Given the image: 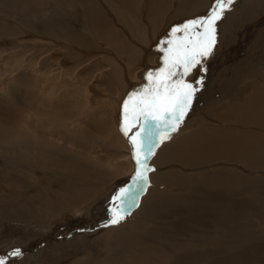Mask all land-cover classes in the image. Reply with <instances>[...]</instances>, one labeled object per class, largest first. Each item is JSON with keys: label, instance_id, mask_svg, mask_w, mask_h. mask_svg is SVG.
<instances>
[{"label": "bare ground", "instance_id": "1", "mask_svg": "<svg viewBox=\"0 0 264 264\" xmlns=\"http://www.w3.org/2000/svg\"><path fill=\"white\" fill-rule=\"evenodd\" d=\"M70 1L79 6L77 19L91 28L93 43L84 39L88 35L72 33L76 31L69 23L64 26L62 35L56 31L45 33L44 27L29 23L20 24L23 25L21 36L14 32V39L19 35V40L0 47V208L13 215L12 221H0V255L14 249H31L19 256H9L3 264H204L213 254L208 249L210 244L217 249H228V244L239 240L238 243L264 238V219L263 231L255 236L251 233L253 230L239 224L241 218L245 219L242 213L248 211H242L231 198L240 193L260 197V191L264 190V172L261 171L264 170V83L259 78V73H264V41H259L260 33H264V0H241L244 6L237 9V4L233 3L235 11L225 12L234 21L233 29L228 27L227 32L248 33L251 47L239 61L236 58L226 63L232 69L226 70L224 65L211 73L210 81L214 84L208 83L212 86L209 91L217 88L208 98L220 103L211 106L213 116L205 112L209 102L198 105L197 110L190 113L192 121L184 118L183 122L189 123L182 122L179 131L154 150L147 161L154 167L153 172L147 173L151 186L138 204H133L135 209L128 213L130 220L108 226L98 238L78 233L81 235H66L56 240L55 233L59 230L55 228L61 221L68 220L70 213L82 214L90 202L92 205L84 210L93 216L95 211L91 209L99 204V198L106 199L122 185V179L127 176L129 179L134 172L130 155L123 150L126 145L120 126L116 129L117 116L122 110L116 109L115 115L110 113L116 120L113 126L111 122L99 121L96 115L104 109L91 112L89 100L94 95L118 99L122 92L127 98L141 91L146 82L149 86L154 80V77L148 80L149 70L155 64L158 66L157 60H164V52L160 50L173 39L172 28L187 21L188 16L195 19L192 11L198 17L204 16L202 9L212 3L210 0H145V9L149 6L150 12L144 11L143 16L149 15L151 19L146 20L145 28L140 25L131 28L135 46L128 47L129 56L124 63L121 56L117 61L113 47L102 44L116 42V48L122 49L117 45L119 33L115 27L118 23L112 10H118L117 3L129 7L136 0ZM96 1L103 4V9ZM26 2L28 0H0V8L4 9L2 12L14 13L21 11L18 8ZM47 12L43 10L44 14ZM180 12L185 15L181 20L176 19ZM32 16L36 20L35 15ZM220 26L217 28L221 33L226 25ZM24 34L34 36L27 39ZM10 35V31L4 32L0 39ZM98 37L103 41L96 40ZM154 37L156 40L152 41ZM219 38L218 33L216 39ZM77 39L83 42L77 44ZM235 44H238L237 38ZM146 48L152 57L138 54ZM10 60L15 61V68L9 65ZM87 63L93 64L81 71ZM125 64L127 67L119 74L117 70ZM211 66L209 63L207 68ZM197 68L196 80L208 71L206 67L205 71ZM94 74L97 79L103 78L100 81L107 83L106 89L98 87V80L92 82ZM241 83L246 86L238 89ZM87 111L91 114L84 121L86 129L75 132L72 127L77 124L73 121L81 120ZM93 140L104 142L103 148L94 145ZM110 148L117 149L118 153L110 155ZM171 163L179 165L180 169H174L173 164V169H169ZM224 163L231 166L223 167ZM237 164L243 165L242 168ZM192 167L206 170L191 173L188 169ZM5 189L7 193L2 195ZM103 191L105 195H101ZM198 206L219 208L213 211L221 213L224 222L218 226L219 235L215 238L201 230L193 231L192 226L198 223L190 221L181 231L176 229L177 223L172 222V212L193 213L192 208ZM174 207L187 208L173 211ZM18 208L21 212L16 210ZM85 228L76 230L84 232ZM48 238L53 240L48 241ZM193 249L199 250L198 253L192 254Z\"/></svg>", "mask_w": 264, "mask_h": 264}, {"label": "rangeland", "instance_id": "2", "mask_svg": "<svg viewBox=\"0 0 264 264\" xmlns=\"http://www.w3.org/2000/svg\"><path fill=\"white\" fill-rule=\"evenodd\" d=\"M144 1L145 0H136L134 2V4L131 5V6H129V7H127L125 4L122 5L120 3H117L118 4V10H112L113 11V16H114V18L116 19V21L118 23V26L117 27H115L113 25L116 28V31L119 33V36H118L119 41H118L117 45L120 44L122 46V49L121 50H118L116 48L117 47L116 44H115L116 42L114 43V42H111L110 41L109 44H106L105 43V44H102V45H109V46L113 47L114 53L117 54V56H118V57H116L117 58V61H118L119 56H121L122 60L125 63V60L128 59L127 57L129 56V54H128V47L130 45L131 46H135L134 45L135 44V37L132 34L131 28H134L137 25H140L141 28H145L147 26L146 25V20H150L151 19V17L149 15L143 16V12L144 11H147L148 10L150 12V7L149 6H147L146 9H145V6L146 5L144 4ZM204 2H205V0H204ZM210 2H212V3H209L210 5H208V7L206 9H205V7H204V9H202V11L204 12V16L211 10V8H212L215 0H210ZM97 3H99L101 6H99V5L98 6L101 9H103L102 8L103 7L102 6L103 4L100 3V2H97ZM233 3H236L237 4V9L238 8H241L242 6H244V4L242 3L241 0L240 1L239 0H234ZM173 4H174V2H173ZM230 6L225 10V12L227 11L226 13H229V11H231V14H232V10L235 11V8L233 7L234 4H232ZM18 9H21V11H18V12L15 11L14 13H9V12H6V11L5 12H2V11H4V9L3 8H0V31H1L0 35L4 34V32H7V31H10L12 33V35H10L9 38L6 37V36H2V38L0 39V41H2V42H0V47H2V45L4 46V45H9V44H14V40H16V41L19 40L20 39L19 35L21 36L22 26L23 25L25 26V24H29V23L32 24V25H34V26H36V27H40V28L44 27L45 33H50V32L55 33V31H56V32H61V33H59L60 35H62L64 26L66 25V23H69L70 26H71V29H75V31H76V32H72V33L78 34V35H80L82 37L84 35H88L89 37H84V39L87 40V41H89V42H91V43H93V41L91 39L92 36L90 35V33H93L92 30H91V28L89 29L87 26L82 25L79 22V20L77 19L78 16H77L76 13H77V11L79 9V6L77 5V3H73L70 0H34V1L28 0V2H26L24 6H20ZM44 9H47L48 10V12L45 13V14L43 13V10ZM184 10H185V5H184ZM192 12L195 13V16L197 18L198 16L196 15V12H194V11H192ZM225 12H224L222 18L217 22V27L219 25V28L221 27L220 24L221 25L222 24L223 25H226L223 28L224 31L221 32V33H223V35L220 33V30L221 29L217 28V34L218 33L220 34V38L217 39L216 47H214V52L213 53H215V54L213 56V53H212L210 56H208L206 58V62L203 65L204 69H205V67H206V69H208L207 66L209 65V63L212 66H211L210 69H208V71L202 77L203 83L202 84L195 85L196 87L198 86L197 87L198 88V91L196 92V94H195V96H194V98L192 100V105H191L192 107L189 109L188 114L185 116V118L188 117V121L189 122L192 121V118L190 117L191 116L190 113L192 112V114H193L195 112V110H197L198 105H200V104L203 103V106H204L206 103L209 102L208 103V109L205 110V112H208L209 115L210 114L212 115V113H211L212 107L211 106H219L220 105L219 100L213 99V100L210 101V99L208 98V97H210V96H208V94L210 95V93H212L217 88V87L216 88H213L211 91H209V89L212 88V86H210V84H208V83H213L212 81H210L211 73L216 70V67H217V71H219L221 67L224 68V65L226 66V70L227 69L228 70L229 69H232V68H229V64L226 65V63H229L230 60H233V59L235 60L236 58L238 59L240 56L243 57L245 55V53H247L248 48L251 47V45L249 44L250 37H248V35H247L248 33H243L242 32V33L233 35V33H232L233 31L227 32L228 31L227 30L228 27L230 28V30L233 27V22L234 21L231 18L229 19V17L226 15ZM42 14H44V15L41 16ZM32 15H35L36 20H33L31 18ZM188 15H190V13H188ZM183 16H185V15L180 12L179 17L176 18V19H180L181 20V18ZM39 18H40V20H39ZM185 19H187V20L189 19L190 20V19H192V17L191 16H188ZM20 24H23V25H20ZM163 26H164V24L162 25V27ZM243 26H245V25H243ZM51 27H52L53 30H51ZM55 27H58V28L55 29ZM9 28H13V30H11ZM236 28H237V26H236ZM14 32L16 34H19L20 33L17 36V38L15 37V39H14V36H16V35H14ZM24 35H23L24 38H27V39H30L32 36H34V34H32V35H30V34L29 35L28 34H24ZM231 35L236 36L238 44H235L234 45V40L236 38L234 39L233 36L231 37ZM156 37H157V35H156ZM156 37L152 38L151 40L152 41H155L156 40ZM260 37L261 38H259V39H261V40H259V41H264V33L263 32L260 33ZM226 38H227V40H226ZM11 40H13V42H11ZM96 40H98L100 42L103 41L99 37L96 38ZM115 40L117 41V39H115ZM80 42H83V41L80 40V39H77V42L76 43L79 44ZM230 45H234V46L232 47ZM262 47H264V45ZM147 48L145 49V51L139 50L140 52L138 54H140V55H151L152 53ZM164 49H161L160 51L161 52H164ZM7 52H9V51H7ZM156 54L159 55V53H157V52H156ZM163 56H164V54H163ZM163 56H162V58H164ZM151 57H152V55H151ZM151 57H149V58H151ZM11 61L12 60L9 61L10 63L8 61L7 62L9 63V65H12L11 67L15 68V66H16L15 61H14V63H13V61L12 62ZM237 61H239V59ZM207 62H208V64H207ZM156 63L158 65L157 67H159V68H157L156 67V64H155V67L153 69L149 70L150 71L149 73H152L151 71H153L155 68H157L156 69V72H157L158 69L163 68L165 66L164 65V60H157ZM92 64L93 63H87L84 68H81L82 69L81 71L87 70V68L90 67ZM162 65H163V67H162ZM120 67H121V65H120ZM125 67H127L126 64L123 67L119 68V70H117V71H119V74H120V70H123L124 71ZM196 71L197 70L194 69L189 74L190 76L188 75V77H187L188 81H191V82L196 81L195 78L198 77ZM228 72L229 71H227V73ZM259 75L262 76V77L259 76V78H260L261 82L264 83V78H263L264 77V73L262 74L260 72ZM88 77H89L88 81L90 83L91 82V75H89ZM153 77H154V75H153ZM93 79L94 80L92 82H94V83H96L97 80H98V82L100 83L98 85L99 88H105V89L107 88L106 87V84L107 83L102 82L103 81V78L102 77L99 78V79H97L96 74H94V78ZM199 79H201V78H199ZM211 79H212V77H211ZM100 80H102V81H100ZM197 80H198V78H197ZM242 80H244V78H242ZM239 81H241V79H239ZM153 82H154V80L150 82V85L149 86L147 84L148 82H146L145 87H148V88L150 87L151 88L153 86ZM243 82L244 81H242V83ZM242 83L240 84V86L238 85V87H239L238 89L245 88L246 85L243 84V86H242ZM133 84L136 85V86L139 85L137 83H133ZM134 85H132V84L130 85L129 84L128 86H130L132 88L134 87L135 89H137ZM201 85H203V86H201ZM208 86H210V87H208ZM235 89H237V88H235ZM252 91L253 90H251V92ZM248 93H249V91H247L242 96V98H241L242 101L244 100V97L246 95H248ZM119 95L120 96H119L118 99L111 98L110 96H106V97L99 96V97H97L96 95H94L93 96L94 100H92L93 99L92 98L88 102L89 105H90L89 110H91V112H93V111H97L99 109H104V112L99 113V114L96 115L98 117L99 121L102 122L104 120V121H106L108 123L111 122L110 124H112L113 126H115L114 124H115L116 120L114 121L115 117L112 116V115H115L116 109H119L118 111H121L122 110V102L126 98L123 95V92H122V94H119ZM95 99H96V102H95ZM221 100H223V99H221ZM83 101L86 102L84 99H83ZM91 102H95V103L94 104H91ZM111 112H112V115H110ZM89 114H91V113L89 111H87L86 114L84 115V117L81 120H79V121L74 120L73 121L74 124L75 123L77 124V125H73V127H72L75 132H77V131L79 132V130H81V129H86L87 125L85 123L86 122L85 119H86V117ZM117 118H118V127L116 125V129L119 128V126H120V124L122 122V112H119V116H117ZM188 121L187 122H183V123H185V125H186L187 123H189ZM247 128H253V126H248ZM178 129H180V127ZM178 129H177V131L171 132L169 134H172V135L175 134L176 132L179 131ZM135 130L136 129H134L133 131H135ZM261 130H263V129H261ZM120 132H121V130H120ZM263 133H264V131H263ZM131 134L132 133H129V135H131ZM121 135L124 138L125 145H126V147L123 150L126 151V152H128L129 155H130V162L133 165V170H132V172H133V171H135V161L132 159V155H131V151H130V144H129L128 138L125 137L122 132H121ZM172 135H170V136H172ZM92 143L94 145H97L100 149H102L103 146H104V144H103L104 142L100 143V142H98L96 140H93ZM110 149H111L110 150L111 151L110 152V155H113L114 154L113 156H115L118 153V150L117 149H115V150H113L112 148H110ZM5 160H7V156L4 157V161ZM172 164L174 166H172ZM148 165L152 169H154V167H152V164H148ZM171 166L174 169H176V170H179L180 169L179 165H175L174 163H171V165L169 166V169H173ZM229 166H231L229 163H224V165H223V167H229ZM232 166H234V165H232ZM236 166H239V165L237 164ZM242 166L243 165H241L239 167L242 168ZM202 169L203 170H206L205 168H196V169L194 168L193 169V167H192V168L188 169V171L191 172V173H195V172H198L200 170L203 171ZM244 169H246V168H244ZM250 171L253 172V170H251V169H250ZM261 171L264 172V170H261ZM150 172H153V171H150ZM133 173L129 176V179L132 177ZM127 179H128V176H127V178L125 177L124 179H122L121 180V182H122L121 184L122 185L121 186H118L117 188H115L116 191L114 190L112 193L118 192L119 189L122 188V187H129V186H131L132 185V182L131 181L128 182L129 179L128 180ZM125 182H127V183H125ZM149 186H151V184H150V179L148 177V184L144 188L142 194L139 193L138 199L136 200V202L133 203L132 201H129V202H127L124 205V208L126 209V211L128 213L129 212L131 213L132 210L135 209V208H133V204L134 205L135 204H138V201L141 199V196H143L146 193L145 191L148 189ZM6 193H7V190L6 189L2 191V195H6ZM112 193H110L109 196L106 199H103L104 197L99 198V200H100L99 204H95V206H93L92 209H91V210H94L95 211V213L93 214V216H90V215L86 214V211L87 210H84L89 205H92V204H90V202H89V204H87L84 207V209L82 211L83 212L82 214H79V213H70L69 214V217H68V220L65 219V221H61L60 225H58L55 228V229H57V231L59 230V233H57V232L55 233L57 235L56 240L61 239V238L65 237L66 235H69V237H70V236H72L74 234L77 235V236H79L81 234H85L87 236L88 235H91L90 238H94V237L95 238H98V236H101L102 233L104 232V231L102 232V230H104L105 228H107L108 226L111 225V224H107V221L110 218L109 209L112 207V202H111V198L113 196ZM103 194H104V191L102 192L101 195H103ZM259 195H260V197H254V198H252V197H249V196H245L244 193H240V195L231 197L232 200H234L238 204V206L241 207L242 211H248V212L242 213V215L245 217V219L243 220L241 218L240 221H239V224L241 225L243 223L244 225L243 224L242 225H243V227L245 226L244 228H249V229H251V231L253 230L251 233H253L255 236H256V234H260L263 231L262 230L263 229L262 228V219H264V210H263L264 209V196H263L264 195V190H261ZM97 198H98L97 195H95V197H94L95 200L94 201H96ZM109 199H110V201L107 202ZM5 207H7V206L5 205L4 208ZM11 207H12L11 209L14 210V204H12ZM186 208L187 207H185V208L184 207H174V208H171V209L173 211L174 210L181 211V210L186 209ZM171 209L169 208V210H171ZM189 209L191 210V208H189ZM214 209H219V208H215V207H212V206L211 207L198 206L196 208H192V210H194L193 213L172 212V222L177 223L176 224L177 225L176 229L181 230V231L184 230L185 226L188 223H190V221H192L193 223L194 222L195 223H198L199 225H195V226L193 225L192 226L194 228L193 231H195L197 233V232H199L201 230L203 232H206V234L208 236L210 235V237L215 238L214 236H218L219 235V233L217 231V228H218V226H220V224L222 222H224L223 221L224 218L222 217V214L221 213H218V212L213 211ZM16 210H19L21 212V209L20 208H18ZM211 211L214 214L211 213ZM10 214L11 213L10 212H7L6 209L4 210L2 208V210H1V208H0V216L2 217V219L0 217V221L1 220L4 221V219L5 220H11L12 221L13 215L12 214L10 215ZM16 214L19 215V213H16ZM190 214H192V215L190 216ZM86 216H88V220H86ZM107 216H109V217H107ZM129 216L130 215H128V214L125 215V217H124V219L122 221H124L126 219L130 220V217ZM199 218H200V220H199ZM205 220L207 222H205ZM185 221H186V223L182 225V223H184ZM241 221H243V222H241ZM201 224H203V226ZM87 225H93L95 227L90 226V228H89V226H87ZM105 225H107V226H105ZM85 226H87V227L85 228ZM250 226H252V227H250ZM198 227H199V229H198ZM240 227H242V226H240ZM83 228H85V231L84 232H82V231L77 232V230H76V229H81L82 230ZM87 228H89V230ZM78 233H81V234H78ZM182 237H183V235L181 236V233H180L179 239H181ZM51 240H53V239L52 238L51 239L48 238V241H51ZM239 241H236V242H234L232 244L231 243L228 244V247H227L228 249H225V248H222V247L220 249H217L214 246V244H210V247L208 249L211 250V253H213V254H212V256H210L209 260H206V262H204V264L205 263L206 264L207 263L208 264H264V238H262V239L261 238L254 239V241L253 240L252 241L246 240V241H243V242L238 243ZM247 241L250 242L249 245L246 243ZM260 248H261V250H259ZM194 249H196V248H194ZM194 249L192 250V251H194V252H192V254L198 253L199 250H194ZM232 250H234L235 252L232 251ZM14 251H15V249L14 250H11V251H8L7 253L6 252L3 253V255H0V260H3L4 261L6 259L5 261H7L9 259V256L10 257H12V256L14 257V255L11 254ZM26 251H29L30 252L31 249L30 248L21 249V251H20L21 254L20 255H22V253L24 254ZM192 254H190V255H192ZM258 254H259L260 257L258 256ZM198 256H199V254H198ZM77 258H79V256ZM222 260H224V261H222Z\"/></svg>", "mask_w": 264, "mask_h": 264}, {"label": "snow or ice", "instance_id": "3", "mask_svg": "<svg viewBox=\"0 0 264 264\" xmlns=\"http://www.w3.org/2000/svg\"><path fill=\"white\" fill-rule=\"evenodd\" d=\"M233 2L215 0L205 16L174 26L170 33L173 39L167 41L164 49L165 66L155 74L149 73V80H153L154 75L153 86L129 95L122 102L120 130L128 138L136 168L131 177L132 185L113 194L107 224L117 225L128 214L124 205L136 202L148 184L147 173L154 171L148 159L163 140L170 138L169 133L177 131L188 114L198 91L195 85L202 84L203 80L191 82L185 77L197 67L205 71L204 60L213 53L217 43V22ZM11 254L19 256L21 253L16 249Z\"/></svg>", "mask_w": 264, "mask_h": 264}, {"label": "crops", "instance_id": "4", "mask_svg": "<svg viewBox=\"0 0 264 264\" xmlns=\"http://www.w3.org/2000/svg\"><path fill=\"white\" fill-rule=\"evenodd\" d=\"M156 53V52H155ZM169 135H172V134H169Z\"/></svg>", "mask_w": 264, "mask_h": 264}]
</instances>
